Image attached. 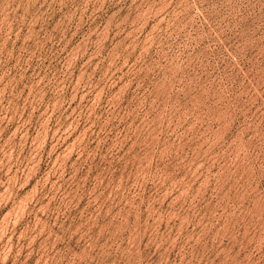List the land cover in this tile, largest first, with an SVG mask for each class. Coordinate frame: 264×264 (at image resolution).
<instances>
[{"label": "rangeland", "instance_id": "1", "mask_svg": "<svg viewBox=\"0 0 264 264\" xmlns=\"http://www.w3.org/2000/svg\"><path fill=\"white\" fill-rule=\"evenodd\" d=\"M0 264H264V0H0Z\"/></svg>", "mask_w": 264, "mask_h": 264}]
</instances>
